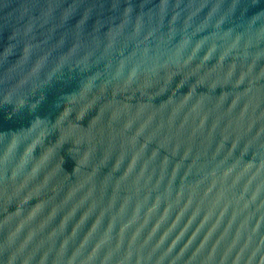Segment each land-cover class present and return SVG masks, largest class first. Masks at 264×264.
Returning <instances> with one entry per match:
<instances>
[{"label":"water","instance_id":"1","mask_svg":"<svg viewBox=\"0 0 264 264\" xmlns=\"http://www.w3.org/2000/svg\"><path fill=\"white\" fill-rule=\"evenodd\" d=\"M0 264H264V0H0Z\"/></svg>","mask_w":264,"mask_h":264}]
</instances>
